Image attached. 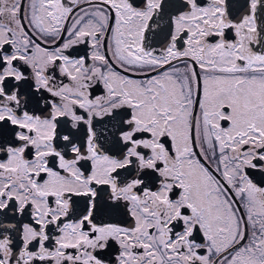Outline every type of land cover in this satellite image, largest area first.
<instances>
[{
  "label": "snow or ice",
  "instance_id": "snow-or-ice-1",
  "mask_svg": "<svg viewBox=\"0 0 264 264\" xmlns=\"http://www.w3.org/2000/svg\"><path fill=\"white\" fill-rule=\"evenodd\" d=\"M0 264H264V0H0Z\"/></svg>",
  "mask_w": 264,
  "mask_h": 264
},
{
  "label": "flooded vegetation",
  "instance_id": "flooded-vegetation-1",
  "mask_svg": "<svg viewBox=\"0 0 264 264\" xmlns=\"http://www.w3.org/2000/svg\"><path fill=\"white\" fill-rule=\"evenodd\" d=\"M237 2H238V0H233V3H237ZM166 22H167V17H165V20L162 22V25H165ZM156 39H157V38H156L155 35H153V34H149V40H148L149 43H153ZM157 46H159V45H157ZM81 47H82V46H81Z\"/></svg>",
  "mask_w": 264,
  "mask_h": 264
}]
</instances>
